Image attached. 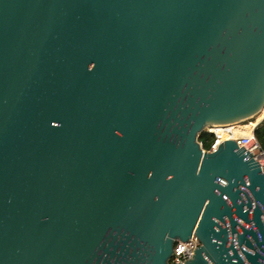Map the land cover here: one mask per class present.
Segmentation results:
<instances>
[{
	"label": "water",
	"instance_id": "1",
	"mask_svg": "<svg viewBox=\"0 0 264 264\" xmlns=\"http://www.w3.org/2000/svg\"><path fill=\"white\" fill-rule=\"evenodd\" d=\"M260 111L264 0H0V264H264Z\"/></svg>",
	"mask_w": 264,
	"mask_h": 264
},
{
	"label": "built area",
	"instance_id": "2",
	"mask_svg": "<svg viewBox=\"0 0 264 264\" xmlns=\"http://www.w3.org/2000/svg\"><path fill=\"white\" fill-rule=\"evenodd\" d=\"M260 121L255 122L254 118L252 117L247 121L238 123L239 125L246 126L245 133L234 134L232 131L230 134H228V138L234 140L239 147L244 145L247 151L252 154L253 158L258 161V163H260V169L264 172V147L259 144L254 135V129ZM227 126L230 125H210L204 127L197 137L202 151H214L218 144L222 141L220 135L215 131V128H224ZM201 133H206L209 137L206 139V141L209 143L207 148H205L203 146V142L199 140V135ZM199 244V240L194 235V233H192L191 237L186 241L175 240L169 264H184L186 260L193 256V253Z\"/></svg>",
	"mask_w": 264,
	"mask_h": 264
},
{
	"label": "bare ground",
	"instance_id": "3",
	"mask_svg": "<svg viewBox=\"0 0 264 264\" xmlns=\"http://www.w3.org/2000/svg\"><path fill=\"white\" fill-rule=\"evenodd\" d=\"M259 114V117H256ZM257 115H255L254 121L258 122L264 117V111H260ZM246 126L239 125V124H233L224 128H215V131L220 135L221 140L229 139L228 134H230L232 131L234 134H243L245 133Z\"/></svg>",
	"mask_w": 264,
	"mask_h": 264
},
{
	"label": "trees",
	"instance_id": "4",
	"mask_svg": "<svg viewBox=\"0 0 264 264\" xmlns=\"http://www.w3.org/2000/svg\"><path fill=\"white\" fill-rule=\"evenodd\" d=\"M254 135L259 144L264 147V117L254 129ZM204 137H208V135L206 133H201L199 135V140H201L203 142V146L207 148L209 143L203 139Z\"/></svg>",
	"mask_w": 264,
	"mask_h": 264
},
{
	"label": "rangeland",
	"instance_id": "5",
	"mask_svg": "<svg viewBox=\"0 0 264 264\" xmlns=\"http://www.w3.org/2000/svg\"><path fill=\"white\" fill-rule=\"evenodd\" d=\"M256 117H259V114H258ZM243 122H244V121H243ZM207 138H209V137H204L203 139L206 140Z\"/></svg>",
	"mask_w": 264,
	"mask_h": 264
},
{
	"label": "clouds",
	"instance_id": "6",
	"mask_svg": "<svg viewBox=\"0 0 264 264\" xmlns=\"http://www.w3.org/2000/svg\"><path fill=\"white\" fill-rule=\"evenodd\" d=\"M247 121V120H246Z\"/></svg>",
	"mask_w": 264,
	"mask_h": 264
}]
</instances>
